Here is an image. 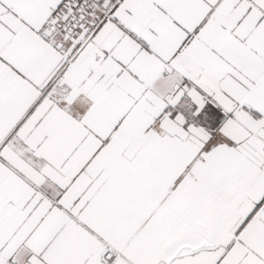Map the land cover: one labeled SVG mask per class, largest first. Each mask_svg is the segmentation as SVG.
<instances>
[{"label":"snow or ice","instance_id":"snow-or-ice-1","mask_svg":"<svg viewBox=\"0 0 264 264\" xmlns=\"http://www.w3.org/2000/svg\"><path fill=\"white\" fill-rule=\"evenodd\" d=\"M0 264H264V0H0Z\"/></svg>","mask_w":264,"mask_h":264}]
</instances>
